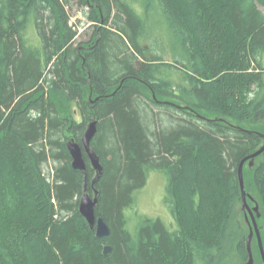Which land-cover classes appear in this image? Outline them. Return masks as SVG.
I'll return each instance as SVG.
<instances>
[{
  "label": "trees",
  "instance_id": "1",
  "mask_svg": "<svg viewBox=\"0 0 264 264\" xmlns=\"http://www.w3.org/2000/svg\"><path fill=\"white\" fill-rule=\"evenodd\" d=\"M71 1L0 0V264H246L238 166L264 143V0H78L80 42ZM90 121L94 183L67 148ZM152 170L176 228L144 217L132 235L124 211ZM243 178L264 250V154ZM84 185L106 237L78 210Z\"/></svg>",
  "mask_w": 264,
  "mask_h": 264
},
{
  "label": "water",
  "instance_id": "2",
  "mask_svg": "<svg viewBox=\"0 0 264 264\" xmlns=\"http://www.w3.org/2000/svg\"><path fill=\"white\" fill-rule=\"evenodd\" d=\"M96 133V121H90L81 136V145L76 142L74 139H70L67 141V148L72 158V167L75 169L84 170L85 169V161L83 159V152L86 154L87 158L90 161L92 168L95 171V177L92 180V183L96 182L98 178L102 174V165L100 163V159L98 154L92 149L91 141ZM260 137L264 139V134L257 133ZM264 154V143L253 153L244 157L238 166V180L240 186V192L242 197V209L245 211V218L249 226V234L246 237V251H247V260L246 264H255L253 252L251 248V241L254 237V234L257 238V242L260 249V254L262 257V261L264 264V250L261 240V235L259 231V227L256 221V217L260 216L258 205L255 204L254 207H250L247 204V198H251L250 194L246 192L243 178V166L245 162L248 161L249 167H252L254 164V160L257 156ZM97 203V191H94L93 195H90L86 191V187L84 185L83 193L79 199L78 210L80 214L86 219L89 226L95 227V234L98 237H106L110 230L106 222L102 219V217H96L94 212V207ZM247 214L250 216V220L248 219ZM111 251V247L109 245L104 246V253H109Z\"/></svg>",
  "mask_w": 264,
  "mask_h": 264
},
{
  "label": "rangeland",
  "instance_id": "3",
  "mask_svg": "<svg viewBox=\"0 0 264 264\" xmlns=\"http://www.w3.org/2000/svg\"><path fill=\"white\" fill-rule=\"evenodd\" d=\"M77 1L78 0H72V6L69 7L68 10L70 13V23L74 25L78 31L76 41L80 42L82 40L88 39L91 36L92 29L91 26H89L90 23L84 16V8H81L80 5L77 4ZM261 9L264 12V8ZM255 126V129H264V120L261 123L256 124ZM166 185V175L162 171L152 170L148 175L145 185L134 193L133 205L131 207L126 208L124 211L126 216V228L132 235L136 234L137 227L144 217L160 218L170 228H176V224L174 222L172 214L170 213L169 207L164 200L166 195ZM250 205L251 208L255 206L251 202ZM241 213L242 211H238V218L241 221L245 239V237L249 233L248 223L245 218L246 213ZM247 216L249 221H251L250 216L248 214ZM257 247L259 248V245L257 242V238L254 234V237L251 241V248L253 252L254 261L255 263L259 264V254L257 251ZM229 264L244 263L238 261L237 256L234 252V254H232L231 259L229 260Z\"/></svg>",
  "mask_w": 264,
  "mask_h": 264
},
{
  "label": "bare ground",
  "instance_id": "4",
  "mask_svg": "<svg viewBox=\"0 0 264 264\" xmlns=\"http://www.w3.org/2000/svg\"><path fill=\"white\" fill-rule=\"evenodd\" d=\"M68 141V140H67ZM84 153V152H83Z\"/></svg>",
  "mask_w": 264,
  "mask_h": 264
}]
</instances>
